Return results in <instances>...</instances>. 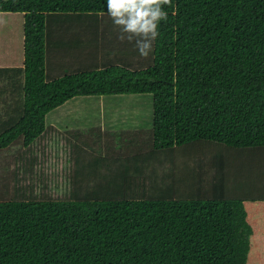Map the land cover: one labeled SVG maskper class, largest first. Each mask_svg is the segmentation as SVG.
Wrapping results in <instances>:
<instances>
[{"label":"trees","instance_id":"1","mask_svg":"<svg viewBox=\"0 0 264 264\" xmlns=\"http://www.w3.org/2000/svg\"><path fill=\"white\" fill-rule=\"evenodd\" d=\"M165 11L149 65L47 79L46 14L107 13L106 0H0V12L22 14L24 35L23 59L0 65V150L36 142L46 114L75 96L148 93L153 112L134 152L102 155L75 142L68 196L2 197L0 264H249L256 229L248 208L264 192L236 195L223 182L180 196L176 181L165 187V152L264 146V0H172ZM59 44L81 57L98 39Z\"/></svg>","mask_w":264,"mask_h":264},{"label":"rangeland","instance_id":"2","mask_svg":"<svg viewBox=\"0 0 264 264\" xmlns=\"http://www.w3.org/2000/svg\"><path fill=\"white\" fill-rule=\"evenodd\" d=\"M66 13L76 14L78 17L70 22L68 18L62 19V23H65L67 28L76 30L78 34L76 36L97 38L98 45L90 48V50L87 48L84 55L81 57L77 56L75 53L76 51L73 52L74 49L71 51L66 48L68 56L62 55L61 62H55V59L58 57L56 55L60 51L63 52L64 49L56 53L53 50L54 47L48 46L45 58V76L47 79H52L65 73L103 67L110 64H121L131 68H138L145 67L152 62V51L147 58L141 57L134 46V42H128L126 40L121 42L117 38L119 30L113 25L107 13ZM0 14H14L20 16V21L23 22L22 14L19 15L18 13L10 12H1ZM1 22H3V20H0V24ZM9 26L11 25L8 24L6 28L2 29L0 35L1 40L7 35L5 30L8 29ZM62 32H66L64 28H62ZM13 43L15 46L16 44L20 46L21 39ZM109 48H115L116 50L114 52H112V50L109 52L106 51ZM120 48L127 53H123ZM123 96L124 95L121 94L106 95L105 103L99 102L97 95L75 96L69 100L74 103L75 100L77 102V100L79 101L82 99L84 102V104L83 102L75 103L76 110L73 104H68V106L72 105L73 107L71 114L74 119L79 118L85 121L86 117V120H88L85 122L86 124L100 122L106 128H119L111 131L113 133H109L110 135L98 136L94 133L91 135V138L95 141L85 143L83 141V136L86 134L83 135V133H77V131L70 133L67 130L56 129L51 125L46 129L44 135L28 147L23 146L21 143H13L9 145L7 149H1L0 175L4 173V168L10 165L7 184L1 185L3 182L0 179V199L2 197L60 198L68 196L71 191V185L67 174L74 164V156L77 153V147L74 146L73 143L76 141L80 142V144L86 145L98 154L108 155L110 151L114 154L113 150L119 149L120 143L116 142L115 138L121 132V127H132L139 123L146 125L150 122V114H152L153 117L152 109L150 112L148 104L152 99L151 94L146 93L145 95H138V104L134 101L130 103L128 100L124 99ZM112 137L114 141L111 140ZM107 144H111L110 149L106 146ZM208 148L209 147H203V151L218 152L217 149ZM198 153L201 154V152ZM203 153L208 156V159L212 156L211 161H214L216 157L215 154H210L208 152ZM19 158L22 162L19 161ZM81 158L82 157H80V159ZM235 164H238L240 167L229 175L231 176L232 184L235 185L233 190L241 183L251 184L252 188L258 189L259 186L256 185L257 181L264 179V174L260 175L261 172H263L262 169H264V146L261 148H241L234 154V158L230 163V165ZM211 172L213 173L212 170ZM98 176H100V172ZM113 177L116 179L119 178ZM109 178L105 177L103 181ZM207 184L211 183L207 182ZM252 193L254 192L252 191ZM255 196L258 195H250L249 197ZM249 206H252L249 211H251V213L256 211L258 216L256 219L262 221L257 227L263 228V230H259L253 225L256 230L252 235L254 246L250 252L249 264H264V212L261 209L264 207V201L255 199Z\"/></svg>","mask_w":264,"mask_h":264},{"label":"crops","instance_id":"3","mask_svg":"<svg viewBox=\"0 0 264 264\" xmlns=\"http://www.w3.org/2000/svg\"><path fill=\"white\" fill-rule=\"evenodd\" d=\"M19 17L20 16H16L14 14H0V20H3V22H1L0 24V35L2 29L6 28L8 24L11 25L9 26L8 29L5 30V33L7 35L2 40L0 39V65L11 64L15 62V60L17 59L20 58L23 59L24 35L22 31V22L20 21ZM77 17L78 16L76 14H67L66 12H52L46 14L45 36L48 44L47 47L48 46L54 47L53 50L56 53H58L61 49H64L63 52L60 51L57 55L55 54L56 56H58L55 59V62H61L62 55L66 57L68 56L66 52L67 51L66 48H68V50L72 49L69 47L62 46L61 44H59V42H62L67 38H72V37H77L81 40L88 39L83 36H76L78 35L76 33V30L67 28L65 23H62V19L68 18L70 22L71 20H74ZM62 28H64V30L66 31L65 33L62 32ZM19 39H21V45L17 46L16 44L15 46L13 42L15 41L16 43V41H18ZM47 47H46V55H47ZM84 49L86 50L87 48ZM84 49L81 48V50L85 52ZM111 50L112 52H114L116 49L109 48L106 51L109 52ZM121 95H124L123 98L128 100L130 103L134 101L135 103L138 104L139 102L138 95H140V93L121 94ZM97 96L99 102L105 103L106 95H97ZM81 102H83L82 99H80L79 101L77 100V102L75 100L74 103H72V101L67 100L63 104L50 110L46 114V119H45V124L47 129L48 127L53 125V127H55L56 129L67 130L70 133H73L75 131H77V133L81 132L83 133V135L86 134L83 137L86 139L88 138V140L89 137H91V135L94 133L97 134L98 136H105L113 133L111 131L119 129V128H106L100 122H92L86 124L85 122L88 121L86 120V117H85V121L84 119H79V118L74 119L73 115L71 114L73 111V107L72 105L68 106V104L70 103L73 104L74 109L76 110L75 103H81ZM148 104L151 112L152 99L150 102H148ZM57 108L63 110H58ZM3 118L6 117H4L3 115ZM149 121L150 122L146 125H142L139 123L132 127H126V126L121 127L120 131L122 132L127 133L128 131H130V133L132 134L131 139L120 141L116 136L115 138L116 142L120 143L119 149L113 150L114 154H112L110 151L108 155L123 156L127 154V150L134 152V148L135 150L137 149V146L135 147V145H138L139 142H140L139 144L145 142L144 137L146 134L144 132H146L145 130H148L152 127V122H153L152 114H150ZM106 146L109 149L111 148V144H107ZM106 146L104 147L107 148ZM203 147H209L208 149L211 148L217 149L218 152L203 151ZM141 148L146 149L148 147L143 146ZM237 151L238 150H233L227 146H223L215 143H209V144L189 143V144L177 146L174 149V151L165 152V187L172 185L174 181H176L177 184L173 189L177 191L180 196H194L200 194L202 191L213 192V189H217L218 186L223 182L225 185V190H228V192L232 190L233 192H235L236 195L238 194L245 196L246 194H249V192L251 193L250 195H258L264 192L263 179L260 180L263 184L259 180L257 181V185L259 186L258 189L252 188L251 184L241 183L239 184V186L235 188V190H233V187L235 185L232 184L231 176L229 175L235 169H239L240 166L238 164L230 165V163L234 158V154ZM198 152H201V154H199ZM203 152L215 154L216 157L214 161H211L212 156H210V158L208 159V156H206V154H204ZM102 155H106V154H102ZM210 169L213 171V173L211 172ZM262 171L263 172H261L260 175L264 174V169H262ZM174 174L175 176H173ZM207 182H210L211 184H207ZM252 191L254 193H252ZM251 207L252 206H249L248 209H250ZM261 209L264 212V207H262ZM249 213L256 227L257 225L262 223L260 219L258 220L256 219L258 217L256 211H253L252 213L251 211H249ZM257 229L263 230V228L261 227H257Z\"/></svg>","mask_w":264,"mask_h":264},{"label":"clouds","instance_id":"4","mask_svg":"<svg viewBox=\"0 0 264 264\" xmlns=\"http://www.w3.org/2000/svg\"><path fill=\"white\" fill-rule=\"evenodd\" d=\"M171 4L172 0H106L107 15L119 30L117 38L134 42L144 58L152 51L160 22L167 19L165 8Z\"/></svg>","mask_w":264,"mask_h":264}]
</instances>
